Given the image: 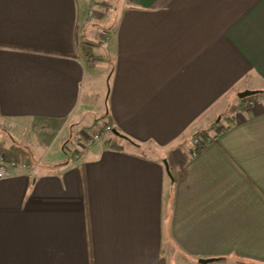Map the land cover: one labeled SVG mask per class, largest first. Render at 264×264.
<instances>
[{"label":"crops","instance_id":"crops-1","mask_svg":"<svg viewBox=\"0 0 264 264\" xmlns=\"http://www.w3.org/2000/svg\"><path fill=\"white\" fill-rule=\"evenodd\" d=\"M0 143V264H264V0H0Z\"/></svg>","mask_w":264,"mask_h":264},{"label":"built area","instance_id":"built-area-1","mask_svg":"<svg viewBox=\"0 0 264 264\" xmlns=\"http://www.w3.org/2000/svg\"><path fill=\"white\" fill-rule=\"evenodd\" d=\"M250 105L252 104H247L246 107ZM107 130L111 131V128L108 127ZM97 139L98 137H92V136L87 137L84 145L79 146V150L76 152V159H78L80 156V152H79L80 150L82 151L88 149L90 146H92L95 143ZM201 146H204V143L200 140V138L196 137L194 139V149L192 151L193 156H196L198 154L197 148ZM67 151H71V149L68 148ZM39 165L40 163L36 166V169H38ZM29 168H30L29 164H26L25 162H23L22 164L16 161L8 162L4 155L0 156V180L13 178L19 174L21 169L28 170ZM29 175H31V173H29Z\"/></svg>","mask_w":264,"mask_h":264},{"label":"rangeland","instance_id":"rangeland-1","mask_svg":"<svg viewBox=\"0 0 264 264\" xmlns=\"http://www.w3.org/2000/svg\"><path fill=\"white\" fill-rule=\"evenodd\" d=\"M109 3L110 4L108 6H105V5L102 6V10L101 11L98 10V13H99L98 16L99 17H103L104 18V22L111 21L112 18H113V15H114L113 9H114V6L115 5H113V2L112 1H109ZM102 60H104V57L102 58ZM104 62H106V61H104ZM90 74H92V73H90ZM108 78H109V76H108ZM258 97H259V95L252 96V97H248L247 100H249L251 98H258ZM103 114H104V110L101 108V110L99 112H97L96 115L97 116L98 115L100 116V115H103ZM106 121H108V119L105 116H103V118H102L101 121L95 122V124L93 126H91V128H89V130L87 131L88 134L94 135V132H100V128H103L104 129V124H105ZM67 130H68V125L66 123H63L61 125V128H59V130H58L59 133L56 132V134L57 133L59 134L57 137H60L61 138L62 137V134H64V132H66ZM98 135H100V134L98 133ZM71 137H73V135ZM92 137H95V135L92 136ZM112 138H114V136L111 133L107 132V131L105 132V130H104V132H102V134L98 137V139L95 142H97V144H99V143L102 144V143H105L106 141H109ZM66 147H68L69 149H71L72 143L68 144ZM77 148H79V145L77 146Z\"/></svg>","mask_w":264,"mask_h":264},{"label":"trees","instance_id":"trees-1","mask_svg":"<svg viewBox=\"0 0 264 264\" xmlns=\"http://www.w3.org/2000/svg\"><path fill=\"white\" fill-rule=\"evenodd\" d=\"M246 99H247V98H246ZM244 100H245V99H244ZM101 120H102V118L99 119L98 121H101ZM98 121H96V122H98ZM218 125H219V124H217V126H218ZM108 127L111 128V131H108V130H107ZM88 130H89V129H88ZM104 130H105V132L107 131V132L111 133V134L114 136V140H117V139L120 138V139H125V140H127V141L133 143L129 138L123 136L122 134H121V136H116V135H114V134H113V131L116 130V129H113V128L111 127L109 121H106V122H105V124H104V129H103V128H100V132H94L95 137H99V136L102 134V132H104ZM98 133H99L100 135H98ZM206 133H207V132H203V133H201L200 136L198 137V138H200V140L204 143V146H201V147L197 148V151H198V152L202 151L203 149L206 148V146H208V144H210V139L208 138L209 136H208V134H206ZM109 146L112 147V148H116V147H117V146L115 147V144H114L113 141L110 143ZM2 155L5 156V158H6V160H7L8 162H10V161H16V162H21V163H22L23 161H25V160L27 159V156H28L27 152L24 151V149H22L21 147L12 146L11 148H5V147L2 145V143H0V156H2ZM218 261H226V260H225V259H221V260H218Z\"/></svg>","mask_w":264,"mask_h":264},{"label":"water","instance_id":"water-1","mask_svg":"<svg viewBox=\"0 0 264 264\" xmlns=\"http://www.w3.org/2000/svg\"><path fill=\"white\" fill-rule=\"evenodd\" d=\"M257 94H258V92H256V91H245V92L240 93L238 95V98L241 100H244L248 97H252V96H255ZM113 134L116 136H121V134L117 130H114ZM216 261H218V260H216V259H201V260H199V263L200 264H211V263H214Z\"/></svg>","mask_w":264,"mask_h":264}]
</instances>
